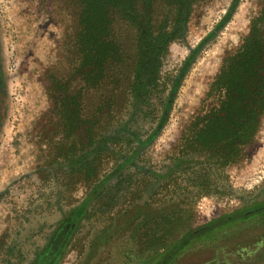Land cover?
<instances>
[{
  "label": "rangeland",
  "instance_id": "374dc122",
  "mask_svg": "<svg viewBox=\"0 0 264 264\" xmlns=\"http://www.w3.org/2000/svg\"><path fill=\"white\" fill-rule=\"evenodd\" d=\"M263 2L198 3L187 29L169 45L161 78L152 81L144 71L142 90L131 93L124 106L122 99L112 107L114 114L117 110L112 124L94 110L100 91L86 93L87 113L98 116L91 141L88 134L67 138V118L57 111L62 82L74 72L73 4L0 0V264H155L157 245L172 242L180 230L263 200L264 119L244 158L222 169L221 176L197 179L195 156L184 166L177 152L223 55L240 46ZM257 27L264 38V19ZM133 39L130 31L120 36L132 54ZM79 86L74 80L67 84L70 91ZM103 141L112 153L94 159ZM69 148L87 152L75 165L61 167L73 173L55 172L54 162ZM80 163L88 167L79 169ZM143 188L144 193L136 192ZM91 195L98 196L88 201ZM183 198L195 200L193 212L170 219L172 208L164 220L172 228L158 226L154 236L153 219L168 211L155 213V208L174 204L182 211ZM85 204L86 212L77 218ZM145 204L144 211L135 209ZM238 232L244 231L219 234L215 248L196 245L172 264H264V241H259L264 232H246L243 239ZM133 253L149 257L137 262Z\"/></svg>",
  "mask_w": 264,
  "mask_h": 264
},
{
  "label": "trees",
  "instance_id": "16d2710c",
  "mask_svg": "<svg viewBox=\"0 0 264 264\" xmlns=\"http://www.w3.org/2000/svg\"><path fill=\"white\" fill-rule=\"evenodd\" d=\"M201 1L67 0L68 4H73L77 16L76 27L70 39V51L75 57L74 72L70 79L62 82L59 95L61 105L57 109L61 110L59 115L67 118V138L80 139L88 134L90 140H94L93 129L98 116L87 113L89 107L85 101L86 93L100 91L97 92L99 99L94 110H100L101 118L109 119L106 124H112V119L117 114V110L114 114L112 107L118 108L119 105L114 104L122 99L121 106H124L133 96L131 93L142 90V86L146 84L142 80L144 71L149 70L152 81L161 78L163 60L168 54L170 43L180 36L182 29H187L195 7ZM263 19L264 2L261 14L253 20L250 31L242 39L240 46L223 55L205 94L200 113L181 134L177 149L180 162L187 166L195 156L197 179L207 174L221 176L222 169L240 162L247 149L258 138L264 119V38L257 22ZM128 31L134 34V54L120 41V36ZM73 80L74 83L79 82L80 86L70 91L67 84H71ZM138 97L136 94L135 99ZM98 121L100 122V117ZM96 134L100 140L101 131L98 130ZM106 146L103 141L102 145L95 147L94 150L98 152L94 159L100 153H112ZM104 147V151L99 150ZM89 150L91 147L87 151ZM79 151L67 149L54 162V171L66 173L65 175L73 173L67 169L63 172L61 167L75 165L78 156L87 152ZM79 161L84 162L81 158ZM81 163L79 169L88 167ZM144 189L146 188L136 192L144 193ZM97 196L91 195L88 201ZM180 203L185 205L182 211L179 207L176 209L174 204L155 208V213L162 208L168 211L157 213L153 219L151 230L154 236L159 230L158 226L172 228L171 224L164 221H167L172 208L175 210L170 219H180L193 212L195 200L183 198ZM147 207L148 204H145L135 209L144 211ZM85 212L86 204L78 209L77 218ZM235 230L244 231L235 233L239 239H243L246 232H264V199L220 215L209 223L180 230L177 238H172V242L166 244L170 241L168 240L157 245L160 249L155 250V256L159 255L160 258L155 264H172L186 250L199 244L215 248L219 234ZM170 234L169 230L168 235ZM259 241H264V238ZM148 257L149 255L138 258L134 253L131 256L137 262Z\"/></svg>",
  "mask_w": 264,
  "mask_h": 264
}]
</instances>
